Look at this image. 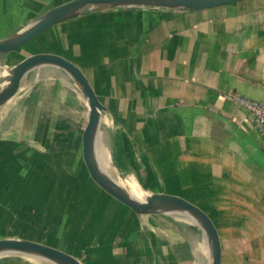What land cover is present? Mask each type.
Here are the masks:
<instances>
[{
    "label": "crops",
    "instance_id": "obj_1",
    "mask_svg": "<svg viewBox=\"0 0 264 264\" xmlns=\"http://www.w3.org/2000/svg\"><path fill=\"white\" fill-rule=\"evenodd\" d=\"M70 1L0 0V40ZM42 52L88 77L105 107L97 138L116 178L205 210L222 264H264V137L234 101L264 103V0L88 12L0 56V66ZM87 123L81 90L56 67L30 72L0 109V239L52 246L83 264H210L189 218L137 215L91 182ZM0 264L44 263L8 255Z\"/></svg>",
    "mask_w": 264,
    "mask_h": 264
},
{
    "label": "water",
    "instance_id": "obj_2",
    "mask_svg": "<svg viewBox=\"0 0 264 264\" xmlns=\"http://www.w3.org/2000/svg\"><path fill=\"white\" fill-rule=\"evenodd\" d=\"M249 0H73L45 12L14 34L0 40V56L13 53L39 38L56 24L82 14L118 8H157L174 11H198L233 5ZM42 67H56L66 72L84 97L88 123L83 134L82 161L91 182L107 196L137 215H187L203 230L210 252V264H222V244L216 224L209 214L189 200L168 193L144 191L138 199L124 189L119 179L108 176L98 166L94 155V141L105 107L99 100L88 77L74 62L62 55L42 52L29 54L15 65L0 66V109L19 91L21 82L32 71ZM113 174V172H112ZM19 255L44 264H83L65 251L26 239H0V257Z\"/></svg>",
    "mask_w": 264,
    "mask_h": 264
},
{
    "label": "bare ground",
    "instance_id": "obj_3",
    "mask_svg": "<svg viewBox=\"0 0 264 264\" xmlns=\"http://www.w3.org/2000/svg\"><path fill=\"white\" fill-rule=\"evenodd\" d=\"M94 151H95L94 152L95 159H96V162H97L98 166L100 167V169L103 170V172L105 174L112 177L113 174H112V167H111V164H110L109 159H108V157L110 156V155L108 156V149L106 151L105 145H103L98 140V138H95V141H94ZM121 186L124 189H126L131 196L138 198V199H143V197H144L143 190L133 179H131V178L127 179V181H125L124 184H121ZM183 216L189 218V216H187V215H183ZM189 220H191V219L189 218ZM191 221H193V220H191ZM195 224L199 227L200 231L203 232L201 227L197 223H195Z\"/></svg>",
    "mask_w": 264,
    "mask_h": 264
},
{
    "label": "built area",
    "instance_id": "obj_4",
    "mask_svg": "<svg viewBox=\"0 0 264 264\" xmlns=\"http://www.w3.org/2000/svg\"><path fill=\"white\" fill-rule=\"evenodd\" d=\"M234 101L249 114L256 129L264 137V103L239 96L234 97Z\"/></svg>",
    "mask_w": 264,
    "mask_h": 264
},
{
    "label": "rangeland",
    "instance_id": "obj_5",
    "mask_svg": "<svg viewBox=\"0 0 264 264\" xmlns=\"http://www.w3.org/2000/svg\"><path fill=\"white\" fill-rule=\"evenodd\" d=\"M134 181L136 182V180L134 179ZM119 182L121 183V184H124V180H119ZM137 184H138V182H136ZM28 239H33V238H28ZM37 239V238H36ZM36 239H34V240H36ZM34 260V259H33Z\"/></svg>",
    "mask_w": 264,
    "mask_h": 264
}]
</instances>
